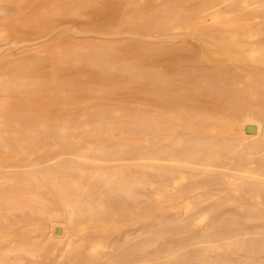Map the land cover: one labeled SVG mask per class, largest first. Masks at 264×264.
Segmentation results:
<instances>
[{"label": "bare ground", "instance_id": "obj_1", "mask_svg": "<svg viewBox=\"0 0 264 264\" xmlns=\"http://www.w3.org/2000/svg\"><path fill=\"white\" fill-rule=\"evenodd\" d=\"M0 39V264H264V0H0Z\"/></svg>", "mask_w": 264, "mask_h": 264}, {"label": "rangeland", "instance_id": "obj_2", "mask_svg": "<svg viewBox=\"0 0 264 264\" xmlns=\"http://www.w3.org/2000/svg\"><path fill=\"white\" fill-rule=\"evenodd\" d=\"M74 36H76V35H74ZM75 38L78 41H85L86 40V37H83V36H81V37L80 36H76ZM99 42L104 43V44H111V45L112 44H117V47H115V50H114L113 54L115 56H117V57L118 56L119 57L122 56L127 64H132L133 62H136L138 60V55L136 53L125 54L123 52V48L125 46L129 47V46H135V45H138V44H141V45H146V44L147 45H151L152 44V42H148V41H141L140 42V41H137V40H134V39H130V40L100 39ZM9 48L11 50H14L15 47H13L8 40L0 39V54H1L0 56L1 57H4V58L7 57L6 53H7V50ZM81 70L82 71H80V70L76 71V73L74 74L75 82H76V83L74 82L75 83L74 85H70L71 84V82H70L71 78L69 76H72V74H71L72 72H70L71 75L69 74V72H67V74L63 75L62 84H63V87H64V89H63L64 91H63L62 94L64 96H66L68 98L69 97H73L74 98V97H77V96H79L81 94L89 95V96L95 98L94 99L95 100V106H94L95 110H98L99 108H102V107H106L107 105L112 107L113 109H121V108L125 109L126 108V109L132 110V109H134L136 107L131 102L138 100V92H135L137 94H131L129 92V90L115 89V88H112L111 86H107V87L103 88L101 85H97L96 83H94V81H90L89 80V78H88L89 74L87 73V71L85 69H81ZM118 74H119V72H118ZM64 77H65V79H64ZM70 87L71 88L74 87L75 89L73 88V91H69L68 88H70ZM107 100L109 101V103H108ZM121 101L122 102H126V103L121 104ZM76 116L77 115L71 114L70 118L73 119V118H76ZM80 129L81 130L80 131L78 130V133H85V131H86L85 128H80ZM44 142H48V144H52L51 143L52 141H46L45 140ZM223 184L211 186L210 189L212 191H224L225 189H227V187H226L227 185L226 184L223 185ZM242 196H243V202H245V203H249V202L255 203V200L252 198V196L250 194H248L246 192H242ZM151 204H152V206H151ZM249 204H251V203H249ZM148 205H149V207L150 206L151 207L149 208ZM260 205H262V207L264 208V200H263V203H261ZM158 216H163V215H161L160 211L158 210L157 204L154 201L146 200L145 201V207H144V220H143V223L145 225L144 227L145 228H147L148 226L150 227V225H152L154 219L156 217H158ZM262 224H264V220L252 221V222L243 221V222L240 223V226L241 227H251V226L254 227V226H258V225H262ZM200 229H201V226H197L196 227V230H200ZM171 238H173L172 235H169V236L165 237V239L163 241H168ZM150 251H152V249H150ZM263 255H264V253H261V255L259 254V256H263ZM241 256H242L241 254L233 256V259H239V258H241ZM44 264H50V263L46 262Z\"/></svg>", "mask_w": 264, "mask_h": 264}]
</instances>
